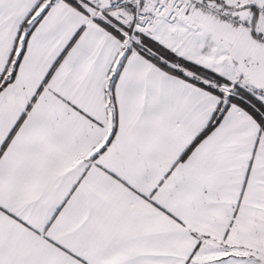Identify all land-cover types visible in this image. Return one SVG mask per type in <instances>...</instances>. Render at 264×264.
I'll return each mask as SVG.
<instances>
[{
  "label": "snow or ice",
  "instance_id": "obj_1",
  "mask_svg": "<svg viewBox=\"0 0 264 264\" xmlns=\"http://www.w3.org/2000/svg\"><path fill=\"white\" fill-rule=\"evenodd\" d=\"M0 264H264V0H0Z\"/></svg>",
  "mask_w": 264,
  "mask_h": 264
}]
</instances>
